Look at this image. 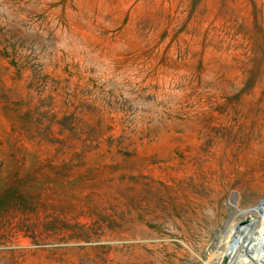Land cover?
I'll use <instances>...</instances> for the list:
<instances>
[{
	"label": "rangeland",
	"instance_id": "rangeland-1",
	"mask_svg": "<svg viewBox=\"0 0 264 264\" xmlns=\"http://www.w3.org/2000/svg\"><path fill=\"white\" fill-rule=\"evenodd\" d=\"M247 218L264 264V0H0V264H223Z\"/></svg>",
	"mask_w": 264,
	"mask_h": 264
},
{
	"label": "bare ground",
	"instance_id": "bare-ground-1",
	"mask_svg": "<svg viewBox=\"0 0 264 264\" xmlns=\"http://www.w3.org/2000/svg\"><path fill=\"white\" fill-rule=\"evenodd\" d=\"M205 211H206V209H205ZM205 215H206V213H205ZM252 220H253L252 218H247L244 221H242L240 224H237L233 228L234 231L231 232V234L229 236V237H232L230 245L228 246L229 249L226 252V254L222 255V257H221V259L222 258L224 259V263L223 264H249L250 263L249 259H243L241 257V254H240V253H242L241 248H236L234 251H232V250L235 247V244H237L238 241H240L241 239H245V243L248 246L255 244L254 243L255 241H252L251 239L249 240V236H251L254 233L255 230L259 231L258 225H260L261 223L259 222V218H257L256 220H253V221ZM238 221H240V220L236 219V222H238ZM243 225H245V226H243ZM242 234L243 235L246 234V235L241 237ZM251 253H255V251L254 252H250V254ZM248 258H250V257H248ZM261 262L262 261H260V263L252 262L250 264H262Z\"/></svg>",
	"mask_w": 264,
	"mask_h": 264
}]
</instances>
